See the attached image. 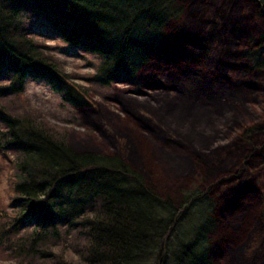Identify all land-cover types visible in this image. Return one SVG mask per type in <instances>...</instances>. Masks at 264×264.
Returning a JSON list of instances; mask_svg holds the SVG:
<instances>
[{"label": "trees", "instance_id": "obj_1", "mask_svg": "<svg viewBox=\"0 0 264 264\" xmlns=\"http://www.w3.org/2000/svg\"><path fill=\"white\" fill-rule=\"evenodd\" d=\"M254 1L263 30L241 59L264 77V0ZM184 11L179 0H0V153L13 176V199L0 207L7 264H214L217 221L209 192L196 185L162 195L121 154L76 151L68 135L20 112L14 101L33 80L74 110L91 104L92 87L126 82L139 90L168 23ZM51 41L87 58L88 85L69 76ZM228 104L243 114L237 100ZM235 116L221 132L237 125ZM190 126L181 132L182 145L200 154V141L214 131L202 122ZM240 134L253 144L264 132L248 125Z\"/></svg>", "mask_w": 264, "mask_h": 264}, {"label": "rangeland", "instance_id": "obj_2", "mask_svg": "<svg viewBox=\"0 0 264 264\" xmlns=\"http://www.w3.org/2000/svg\"><path fill=\"white\" fill-rule=\"evenodd\" d=\"M179 3L184 14L168 23L159 53L140 73L139 90L126 82L109 89L92 87L91 104L74 110L45 82L33 80L14 101L20 112L68 135L76 151L121 154L144 169L162 195L199 185L214 202V264H264V134L253 144L240 137L248 125L264 132V77L241 59L244 47L259 39L263 22L254 0ZM56 43L48 42L57 47L69 76L87 84L92 74L87 58ZM236 100L241 115L228 104ZM230 114L240 121L221 132ZM197 122L214 131L200 141L205 148L200 154L183 147L180 137ZM11 174L9 158L0 153L2 208L13 199ZM164 177L168 183L162 186ZM11 259L0 251V263Z\"/></svg>", "mask_w": 264, "mask_h": 264}, {"label": "bare ground", "instance_id": "obj_3", "mask_svg": "<svg viewBox=\"0 0 264 264\" xmlns=\"http://www.w3.org/2000/svg\"><path fill=\"white\" fill-rule=\"evenodd\" d=\"M174 178L176 177V175L175 176H173ZM162 186H164V184L163 183H160ZM212 252H213V245H212ZM213 254V253H212Z\"/></svg>", "mask_w": 264, "mask_h": 264}]
</instances>
